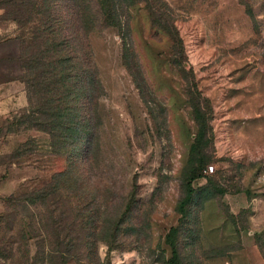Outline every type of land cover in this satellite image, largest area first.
Segmentation results:
<instances>
[{
    "label": "rangeland",
    "instance_id": "rangeland-1",
    "mask_svg": "<svg viewBox=\"0 0 264 264\" xmlns=\"http://www.w3.org/2000/svg\"><path fill=\"white\" fill-rule=\"evenodd\" d=\"M62 263L264 264V0H0V264Z\"/></svg>",
    "mask_w": 264,
    "mask_h": 264
},
{
    "label": "trees",
    "instance_id": "trees-1",
    "mask_svg": "<svg viewBox=\"0 0 264 264\" xmlns=\"http://www.w3.org/2000/svg\"><path fill=\"white\" fill-rule=\"evenodd\" d=\"M69 68H73L72 64H69ZM64 74V71H61L62 75ZM69 79V82L71 83V87H64L63 93L66 95V98H69L71 96H73L75 94V92L77 91L76 88L79 87V84L83 85V81H85L82 76H79L78 73L75 75L69 74L67 77L64 76L63 77V81L61 77L56 76L55 80H54V87H56L55 89L57 91H61L62 92V88L58 86L59 83H64L65 79ZM92 83V81H91ZM93 83H95V80H93ZM91 88L92 85L90 84L88 87H83L82 88V94H86L87 92H89V95L91 93ZM88 99V98H87ZM76 107L74 105L73 106H68V107H62L61 103L57 104L55 106V110L53 113V116H55L56 121L60 120L59 123H57L56 125V131L59 130L60 134L57 135V137L62 136L63 134H68L69 136H72L75 132H76V128L78 126L77 124V112L75 110ZM74 111V112H73ZM199 119V117H198ZM198 124L200 126V133L199 136L193 146V156L195 157V155L201 156V141L204 140L205 138V131L202 127V124L200 123V121H198ZM58 132V131H57ZM193 157V158H194ZM197 165V167H194L193 169V180L199 179V178H203V160L201 159L200 161H198V163L195 161L193 162V165ZM194 194V189L192 187L189 188L188 190V195H187V199L186 202H190L192 200V196ZM176 229H173V231H175ZM63 264V263H62Z\"/></svg>",
    "mask_w": 264,
    "mask_h": 264
}]
</instances>
